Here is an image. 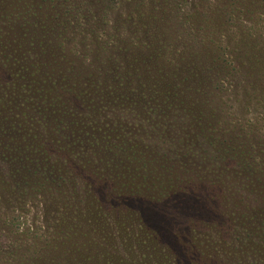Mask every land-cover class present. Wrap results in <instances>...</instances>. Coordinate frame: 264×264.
I'll use <instances>...</instances> for the list:
<instances>
[{
  "label": "rangeland",
  "instance_id": "1",
  "mask_svg": "<svg viewBox=\"0 0 264 264\" xmlns=\"http://www.w3.org/2000/svg\"><path fill=\"white\" fill-rule=\"evenodd\" d=\"M234 1L0 0V40H42L48 42V48L42 50L41 42L30 50L100 59L118 52L114 46L124 40L132 46L125 55L130 53L137 66L141 65L135 81L146 83L147 64L142 59L155 51L161 38L169 44L166 41L159 59H152L148 67L155 63L160 69L190 72L191 76L180 88L181 98L165 100L163 107L147 97L115 101L124 105V114L116 115V104L107 100V115L97 122L98 128L90 131L86 126L90 134L80 132L73 115H42L25 103L21 109L27 116L23 120L20 116V122L29 131L16 138L28 149L16 158L20 165L14 166L23 165L20 169L29 171V180L17 183L0 158V264H105L104 258L91 256H97L103 242V234L98 233L102 231L92 229L91 223L101 209H114L117 202L125 200L115 197L128 189H137L147 199L128 197L124 203L138 210L134 214L122 202L117 206L135 230L132 242L139 255L147 257L150 250L138 229L139 217L148 226L162 227L167 222L159 216L169 213L174 225L184 230L180 238L172 235L163 239L175 253V249L190 248L192 239L187 232L193 225L201 231L192 246L194 264L232 261V254H227L233 244L224 255L214 251L217 244L209 223H214V231L225 232L226 236L228 225L232 224L230 233L235 235L239 230L236 225L252 219L254 196L250 190L264 187V83L241 86L232 77L223 74L216 79L212 74L211 87L200 83V95L198 81L192 80L193 64L185 53L208 50L212 59L220 52L224 64L232 69L244 51H255L257 58L264 59V0H243L251 16L248 13L227 20L223 5ZM188 17L197 19L198 25L189 26ZM162 29L166 37L161 36ZM147 44L150 47L143 51ZM10 48L2 51H15ZM137 48H142V53L138 54ZM94 111L99 115L104 112L97 107ZM164 116L171 129L164 126ZM4 117L14 118L10 113ZM9 136L15 135H0V140ZM74 141L82 143L73 151L92 155L89 164L87 157L79 160L67 147ZM182 145L189 154L182 151ZM227 150H233L236 156ZM60 163L71 173L65 183ZM240 169L246 175L243 183ZM169 192L175 203L161 201ZM257 199L262 206V200ZM173 204L181 206L183 212H173L177 210ZM131 218H137L136 222Z\"/></svg>",
  "mask_w": 264,
  "mask_h": 264
},
{
  "label": "trees",
  "instance_id": "2",
  "mask_svg": "<svg viewBox=\"0 0 264 264\" xmlns=\"http://www.w3.org/2000/svg\"><path fill=\"white\" fill-rule=\"evenodd\" d=\"M236 3L239 7L235 6ZM245 4L243 0L242 2L236 0L230 4L233 7H230L225 2L223 5L225 8L223 9V15H227V20L240 18L241 15H247L248 13L251 16V10L249 11ZM187 21L190 22L189 26L196 27L198 25V20L194 17H188ZM166 34V30L162 29L161 36L166 37ZM166 41L168 42V40L158 39L156 42L158 47L155 51L152 54L144 56L142 59L143 63L147 64L146 74L148 75L145 78L146 83H143L140 80V82H137L134 79V75L137 79L139 78L138 70L139 68L141 69V65L137 66L135 59L130 53L125 55L126 49H132V46H127L124 40L118 41L121 44L114 46L118 49V52L111 53L105 59L97 58V56L93 58H81L79 56L47 54L45 51L32 52L30 49L35 50L38 47L37 43L41 42H43L42 50L48 48V42L42 40L33 41V39H29L22 41L14 37L12 41L10 39L0 40V135L6 136L10 133L15 135L8 138L5 137L3 141L0 140V158L6 161L4 163L8 166V173H11L12 178L20 184H22L23 180H29V171L26 170V167L24 169L26 170L25 173L21 171L23 165L20 166L21 169L14 166L19 164L17 161V159H20L18 158L19 155H24V151L28 149L27 145H24L16 138L23 132L29 131L25 123L23 121L20 122V116H23L21 120L27 116L25 110L21 109L22 106L25 107V103L42 115L49 114V112L51 116L62 115L64 113L73 115L81 126L80 132L82 134H90V131L98 128L97 122L106 117L107 100L123 101L147 97V99L155 100L154 102L159 107H163L166 104L165 100L181 98L182 91L180 88L182 84L191 78L189 71V73H178V70L174 69L164 70L158 68L155 63L152 67H148V62H153L152 59H159L160 51H164L167 45ZM10 47L15 51L12 53H4L2 51ZM149 47L148 44L143 46V51H146ZM251 47L254 48L253 45ZM24 48L28 51L23 52ZM136 50L138 54L142 53V48H137ZM213 51L211 50L212 53ZM200 53H203V55ZM241 54L242 57L232 69L230 66L224 64L225 57L220 52L212 57V59L208 50H201L197 53L195 51L186 52L185 57L193 64L192 80L198 81L196 90H199L200 95L202 87L206 85L211 87L209 82L211 83L214 80L213 75H215L216 79L217 75H227L229 78L232 77L234 81L236 80L240 83L241 86L252 85V82L255 81H262L264 83V59L262 60L261 56L257 58L255 51L251 54L248 51H244ZM193 61L198 62L194 64ZM202 63L207 64V66ZM204 71L209 74H204ZM149 90H151L150 93H148ZM197 95L200 96L199 94ZM111 102L112 105L116 104V115L124 114L121 110V107L124 105L119 106L117 102ZM95 107L100 111L104 110V112H101L99 115L94 111ZM9 113L14 118L7 119L8 117H4L5 114ZM11 120H14V123ZM165 122L166 125L164 126L171 129L170 126L172 125L170 123L167 124V120ZM86 126L90 127V131L86 130ZM90 138L96 142L93 136H90ZM52 140L53 142L55 141L54 139ZM81 143L82 141H74L68 143L67 147L73 151V147ZM44 150L45 152L47 151L46 149ZM182 151L185 154H189V151L186 152L184 145H182ZM225 152L233 153V150ZM73 153L76 157H79V160L87 157V155L83 156L84 152L78 153L73 151ZM233 154L236 156L235 152ZM91 156L88 155L86 164L91 162ZM48 157H50L49 154L46 158ZM93 162L94 164L96 163L95 161ZM11 163H13V166H11ZM58 166L62 169L61 163ZM239 172L243 174V177L240 179L243 183L246 180V175H244L241 169ZM62 173L65 176L62 182L65 183L69 180L71 173H67L66 170H63ZM74 181L78 180L75 179ZM251 184L255 185L254 179L251 180ZM59 186H62V183ZM80 186L84 187L83 184ZM49 188L54 193L53 186H49ZM254 190H250L254 196V200L251 201L254 208V210H251L250 215L252 219H246L240 226L236 225V228L239 230L235 231V235L230 233L229 226L232 224L227 226L226 230L229 234L224 236L225 232L219 234L214 231V223H209L211 227L209 231L213 234L217 244V247L214 249L215 252L218 253L219 251L220 255H224L227 253V248H230L231 244H233L234 248L227 254L231 253V258L233 259L228 264H264V187L257 186ZM171 194L170 192L166 193L161 198V201H165L166 204L174 202L176 198H172ZM131 195L142 196L140 192H137V189L135 191L128 189L127 192L117 193L115 198L120 200L123 197L125 200H120V202L125 205L124 202H127L128 197ZM144 197L142 196L139 199L147 200ZM257 197L262 200V206L257 202ZM120 202L116 203L114 209H101L97 217L92 221L91 228L96 229L97 232L102 231L98 233L100 235L103 234L101 236L103 242L99 246L102 248H98L97 256L92 254V257L104 258L105 264H139L140 261L143 264H183V260H186L188 264H194L195 256L193 255V251L195 249L192 246L194 240L199 238L197 233H200V230L194 228L193 225H189L187 235L192 239L190 248L182 247L177 250L175 249V253L168 246V242L163 240L164 237L171 238L172 235L180 238L182 233H184L181 226L174 225L175 221H172L174 219L172 215L168 213V215L163 214L159 216L164 222H167L162 227L158 225L148 226L143 222L142 217H139V224L137 223L138 229L142 232L144 242H146L150 249L147 257L144 254L139 255V250L137 252V248L132 242V239L134 240L135 238L132 232L135 230L128 225V219L120 212L123 209L117 208ZM173 205L176 206L177 204ZM126 207L128 211L130 210V214L138 212L137 209ZM176 208L177 210L173 211L175 213L183 212L184 210L181 206H176ZM165 211L166 213L168 212L167 210ZM80 217H85V214H81ZM131 219L134 222L137 220V218ZM190 220L191 218H189L188 224H190ZM138 241L140 245L142 241L139 238ZM94 244L96 245V243ZM94 248L96 249V247ZM225 260L228 261V258ZM186 261L184 264H187ZM223 264L225 263L223 262Z\"/></svg>",
  "mask_w": 264,
  "mask_h": 264
},
{
  "label": "flooded vegetation",
  "instance_id": "3",
  "mask_svg": "<svg viewBox=\"0 0 264 264\" xmlns=\"http://www.w3.org/2000/svg\"><path fill=\"white\" fill-rule=\"evenodd\" d=\"M110 101H116V100H110Z\"/></svg>",
  "mask_w": 264,
  "mask_h": 264
}]
</instances>
